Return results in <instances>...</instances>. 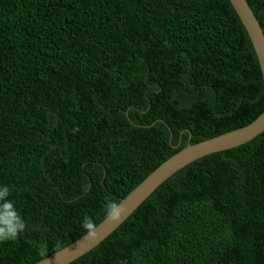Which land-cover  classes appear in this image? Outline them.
<instances>
[{
  "label": "trees",
  "instance_id": "obj_1",
  "mask_svg": "<svg viewBox=\"0 0 264 264\" xmlns=\"http://www.w3.org/2000/svg\"><path fill=\"white\" fill-rule=\"evenodd\" d=\"M263 107L228 0H0V185L27 223L0 264L74 242L105 197ZM68 264H264V131L175 171Z\"/></svg>",
  "mask_w": 264,
  "mask_h": 264
},
{
  "label": "water",
  "instance_id": "obj_2",
  "mask_svg": "<svg viewBox=\"0 0 264 264\" xmlns=\"http://www.w3.org/2000/svg\"><path fill=\"white\" fill-rule=\"evenodd\" d=\"M240 19L256 54L264 88V34L246 0H228ZM264 131V107L247 125L194 144H188L162 162L138 183L119 203L125 213L118 222L105 217L97 224V235L87 233L62 249L33 264H68L80 257L112 233L165 179L183 166L204 155L234 148Z\"/></svg>",
  "mask_w": 264,
  "mask_h": 264
},
{
  "label": "clouds",
  "instance_id": "obj_3",
  "mask_svg": "<svg viewBox=\"0 0 264 264\" xmlns=\"http://www.w3.org/2000/svg\"><path fill=\"white\" fill-rule=\"evenodd\" d=\"M10 195V188L0 185V243L16 240L27 228L26 221L9 199ZM104 210L105 216L113 222L120 221L126 211L122 203L110 197H105ZM82 227L89 237L97 235V225L90 216L83 218Z\"/></svg>",
  "mask_w": 264,
  "mask_h": 264
}]
</instances>
